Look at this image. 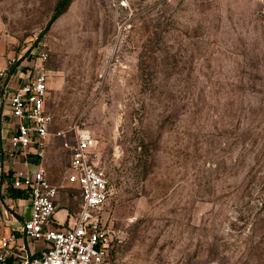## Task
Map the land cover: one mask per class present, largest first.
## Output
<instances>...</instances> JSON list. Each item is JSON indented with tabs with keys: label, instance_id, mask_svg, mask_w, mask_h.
<instances>
[{
	"label": "rangeland",
	"instance_id": "obj_1",
	"mask_svg": "<svg viewBox=\"0 0 264 264\" xmlns=\"http://www.w3.org/2000/svg\"><path fill=\"white\" fill-rule=\"evenodd\" d=\"M57 1L0 0V63L48 76L55 218L79 209L64 142L85 130L116 264H264V0H70L52 19Z\"/></svg>",
	"mask_w": 264,
	"mask_h": 264
},
{
	"label": "built area",
	"instance_id": "obj_2",
	"mask_svg": "<svg viewBox=\"0 0 264 264\" xmlns=\"http://www.w3.org/2000/svg\"><path fill=\"white\" fill-rule=\"evenodd\" d=\"M37 58L41 62L46 54L41 52ZM7 63L14 65L13 60ZM38 66V72L14 88L7 77L10 66L1 68L0 103L9 110L3 153L12 166L11 185L22 191L30 204L19 231L30 241H43L45 248L40 255L31 254L16 246L12 232H0V260L7 263L12 258L16 260L13 264H116L112 257L113 229L104 212L109 182L94 163L96 141L88 131L67 130L73 142H64L71 150L66 180L77 187L80 204L71 221L52 224L58 188L47 180L43 159L53 116L46 107L48 76L40 63ZM55 135L64 136L65 131Z\"/></svg>",
	"mask_w": 264,
	"mask_h": 264
},
{
	"label": "crops",
	"instance_id": "obj_3",
	"mask_svg": "<svg viewBox=\"0 0 264 264\" xmlns=\"http://www.w3.org/2000/svg\"><path fill=\"white\" fill-rule=\"evenodd\" d=\"M33 61V60H32ZM33 64H36V67L33 66ZM38 62L35 63V61L31 62V61H27L26 63L19 62L13 66L9 67L8 73H7V77L10 79L9 80V86L11 87H17L19 86L21 83L25 82V80L30 76L35 74L36 72H38V70L40 69L38 66ZM5 65L3 63H0V69L4 68ZM8 108L7 106H5L4 104L0 103V128H5L6 130V143H7V138H8V131H7V126L9 125V118H8ZM6 145V144H5ZM6 147V146H5ZM1 163L8 161L5 158V155L3 153V148L1 150ZM9 163V162H7ZM6 167V166H5ZM19 167V163L15 164V169ZM7 170L6 171H13L12 170V166L8 167L7 164ZM1 175L3 177H8V175H4L3 173H1ZM7 181L9 182L10 179ZM5 184H7V182H4ZM11 184V181H10ZM11 188L12 185H11ZM15 189V188H14ZM18 190V189H17ZM20 193L17 195H12L9 197V211H7L3 217L2 220H0V232L3 233H10L12 232L15 237H16V246H21L24 247V249H26L29 253L31 254H35V255H40L41 252L44 250L45 248V243L43 241H30L29 239L25 238L21 232L19 231V228L21 226L22 221L28 217L29 215V209H30V204H29V200L27 198V196L20 190H18ZM59 210H63L66 213V218H67V211L64 208L55 209V212L53 214L52 217V224L54 225H62L67 223L65 222H59V220H57L55 218L56 213ZM72 218V215H71ZM71 218L67 219L71 221ZM11 259V258H9ZM12 263L16 262L15 259H12Z\"/></svg>",
	"mask_w": 264,
	"mask_h": 264
},
{
	"label": "trees",
	"instance_id": "obj_4",
	"mask_svg": "<svg viewBox=\"0 0 264 264\" xmlns=\"http://www.w3.org/2000/svg\"><path fill=\"white\" fill-rule=\"evenodd\" d=\"M69 1L70 0H58L57 1V3L55 4V7H54L55 11H54V15H53L52 19L57 17L64 10V8L68 5ZM11 173L12 172L9 170V173L7 175L9 176ZM9 191H10L11 195H17L20 193L17 189H14V188H10ZM12 261H13L12 258L8 259L7 264H11Z\"/></svg>",
	"mask_w": 264,
	"mask_h": 264
}]
</instances>
